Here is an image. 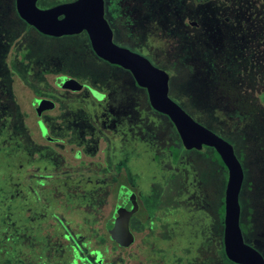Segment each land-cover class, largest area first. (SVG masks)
<instances>
[{"label": "rangeland", "instance_id": "obj_1", "mask_svg": "<svg viewBox=\"0 0 264 264\" xmlns=\"http://www.w3.org/2000/svg\"><path fill=\"white\" fill-rule=\"evenodd\" d=\"M48 1L39 0L38 6L45 9ZM110 1H121L124 7L121 17L113 15L123 43L144 52L155 66L168 71L170 97L198 123L233 145L245 173L240 193L244 239L264 256L262 34L253 31L249 51L230 53L234 57L226 61L219 80L214 78L218 68L209 51L201 50L192 35L188 40L173 29L171 23L176 15H169L168 9L173 3L171 9L174 7L178 15V1ZM255 2L261 6V0ZM16 13L15 0H0V37L4 39L0 43V148L4 149L0 150V181L7 180L5 211L0 212V222L4 223L0 227L6 229L0 228V236L20 240L26 236L28 252L24 258L34 260V264L35 260L40 264H225L218 252L224 234L219 213L228 173L220 162H212V149L182 148L183 157L174 165L170 153L164 152L172 144L174 125L169 118L153 112L147 91L135 86L128 70L97 57L86 33L46 36L17 19ZM13 29L17 36L9 46L6 34ZM28 48L40 49L44 58L29 69V84L17 75L11 88L5 68L14 62L13 66L21 70L19 54ZM249 71L247 76L243 74ZM64 75L101 92L110 88L113 95L102 104L86 89L71 92L60 88L57 78ZM32 84L40 95L31 88ZM41 94L55 97L57 102L56 110L42 118L51 136L60 140L57 143L45 140L39 129L41 118L36 114L35 99ZM118 96L123 102L121 108L111 102ZM16 110L23 115L27 143L31 145L28 151H21L20 161L11 154L8 141ZM133 119L140 138L139 158L131 164L141 177L138 187L130 183L121 167H114L121 161L122 149L132 147L127 140ZM78 148L83 149L81 159L75 157ZM154 152L163 154L160 170L164 180L171 174L167 183H161L167 207L150 217L143 197L144 207L141 205L140 212L132 216L135 242L125 246L115 244L108 236L102 240L117 203L119 186L125 183L140 194L158 183L151 160ZM125 194L124 199L131 201V196ZM152 204L156 206L154 201ZM40 237L46 240L41 246L45 249L43 258L37 240Z\"/></svg>", "mask_w": 264, "mask_h": 264}, {"label": "water", "instance_id": "obj_2", "mask_svg": "<svg viewBox=\"0 0 264 264\" xmlns=\"http://www.w3.org/2000/svg\"><path fill=\"white\" fill-rule=\"evenodd\" d=\"M15 1L19 17L43 35L58 38L86 32L92 49L99 58L128 70L138 86L146 89L152 108L170 118L186 149L202 150L206 146L217 151L229 174L225 193L223 237L226 256L235 264H264L263 254L245 242L241 228L240 193L245 174L233 145L198 123L170 97L169 73L155 66L145 56L114 42L112 28L105 17V0H75L45 9L38 6L39 0ZM60 85H68L73 91H81L85 86L75 79L66 78L60 79ZM36 101L39 118L45 111L56 108L51 100ZM40 128L42 137L53 142L54 138L48 128L43 123ZM131 203L126 216L124 207H117L110 225L113 240L121 243L124 237L125 246L135 242L130 229V218L138 210L134 195L131 196Z\"/></svg>", "mask_w": 264, "mask_h": 264}, {"label": "flooded vegetation", "instance_id": "obj_3", "mask_svg": "<svg viewBox=\"0 0 264 264\" xmlns=\"http://www.w3.org/2000/svg\"><path fill=\"white\" fill-rule=\"evenodd\" d=\"M175 1H178L180 3L178 5V10H179L178 15L176 13H174V7L171 9L172 5H174L173 3L171 4V6L168 9L169 15H176L173 22L171 23L173 29L178 34H181L183 37H186V39H188V40H190V38H191L190 35H192V37L195 38L196 43L198 44L197 46L200 47L201 50H204L206 48L207 51H209L210 56L212 58H214L213 59L214 67L218 68V69L214 70V78L216 77L219 80L222 78L223 68L227 67L226 61L229 60L230 57H234V56L230 55L231 52H236V51L247 52L251 49L252 44H253V41H252L253 31H257L258 33L262 34V40H260L259 42L263 45V50H264V0H261V3H260L261 6L260 7H259V5L257 6V3L255 2V0H175ZM15 4H16V1H15ZM188 4H191V5H188ZM164 7H163V9H164ZM123 8L124 7L122 6L121 1H117V2L112 1L111 2L110 0H105V17L108 20V22L112 28L113 35H114L113 39L117 40L119 43H121L123 45H126V48H130L132 51L137 52V53L145 56L146 58H149L144 52L140 51L139 49H135V48L127 45L126 43H123V41H122L123 39H121L122 34H120L116 30L115 26H117L119 24L118 23L116 24L113 21V15L116 17H121L120 13L123 10ZM256 8H257V10H256ZM258 8H259V10H258ZM174 21H177V23H174ZM137 26H140L139 21L137 23ZM149 28H150V32H151L152 31V25H150ZM83 33H86V32H83ZM86 35L88 36L87 33H86ZM6 36H7V34H6ZM1 38L2 37H0V39ZM5 41H6V38H5ZM1 42L3 43L2 39H1ZM90 45H91V42H90ZM91 48H92V46H91ZM92 51H93V49H92ZM93 53H94V51H93ZM262 64H263V68H264V60H263ZM248 67H250V66H248ZM166 72L169 73L168 71H166ZM263 72H264V70H263ZM248 73H250V71L247 73L245 72L243 74H246V76H247ZM169 75H170V73H169ZM261 77H262V75L258 76V78H261ZM61 78H66V80L75 79L74 77H71V76L69 77L68 75L58 77L57 83H58L60 88L68 89L71 92H81L84 89H86L90 93L92 98L98 103L105 104V102L110 101V99L113 95L112 93H110V90H109L110 88H108V90H106V91L101 92L88 83L84 84L85 86L81 91H73V90L69 89L68 85H64V86L60 85V79ZM134 83H135V86L138 88V84L136 83V81H134ZM119 96L116 97L115 100L114 99L111 100V102L116 104L118 107L121 108L123 102ZM38 99L51 100L56 104V108H57V102L55 100V97H51V96H48L47 94H43L42 96H40V98H36L35 100H38ZM150 106H151V104H150ZM56 108L54 110H56ZM151 108H152V106H151ZM54 110L45 111L43 113V115L41 116V120L39 121L40 131H41L40 126L42 123L47 127L45 122L42 121V118L45 116L46 113H49V112L54 111ZM152 110L155 114H159V115H163V116L167 117L166 115L157 112L153 108H152ZM36 114H37V112H36ZM37 117H38V115H37ZM167 118H169V117H167ZM134 121H135V119H133V123L131 124V125H133V129L131 131V134H128V140H127L132 147H128L129 150H127V148L125 150L122 149L121 161L126 160V166H122L121 168H122V170H124L123 173L126 174L130 178L129 179L130 183L132 185H134L135 187H138L140 185V182H138V181L141 180V177L139 175V172H136L135 168L131 165L132 161H133V165H134L135 161L138 160V158H139V155H138L139 154L138 145H139V141H140L139 128ZM172 124H173V122H172ZM173 127H174L175 134L174 135L172 134V144L168 145L164 152H165V154H166V151L169 152L172 163L174 165H177L179 163V161L181 160V158L183 157V155L180 154V150L182 148H185V147L182 143L181 137H180L176 127L175 126H173ZM48 130H49V128H48ZM176 132L178 133L179 136L177 135ZM178 137H180L181 144L178 143ZM59 141L60 140H56L54 138L53 142H51V141H49V142L50 143H57ZM123 147H124V145H123ZM209 148L212 149V151L215 154L214 157L211 159L212 162L213 163H216L217 161L219 162L218 157H216L217 151L214 148H211V147H209ZM174 154H177V155L179 154L176 161H175V155ZM151 155H152L151 160L153 161L154 168H155L154 176H155V179L157 178L158 183L154 182L155 184L153 183L154 185L151 186L152 188L149 192H142L140 194H137L136 192H134L130 188V186H128L127 184L122 183L119 186L118 199H117V203H116L113 215L106 222V228L107 229L109 228V221L111 222L113 220V217L115 216L116 209L118 206L124 207L125 216H126V212L131 207V205H132L131 201L124 199L126 197L125 193H128L127 196L134 195L136 197V201L138 203V210L136 212H134L135 215L140 212L141 205L144 207V204L142 202L143 197L145 198V200L147 197L153 198V201L155 202V205H156L155 207H153V204H151L152 208L154 209V213L151 214L150 217L155 216V214L160 210V208L167 207V206H165V203L163 202V199H164L163 197L165 195L163 196V194H162V188L163 187L161 188V183L162 182L167 183L168 177L171 174L169 176L165 177V180H164L163 169L160 170V164L162 163L163 154H159V153L154 152ZM75 157H76V159H81L83 157V149L82 148L76 149ZM158 163H159V165H158ZM178 173H179V171H178ZM227 173H228V169H227ZM228 177H229V174H228ZM155 179H154V181H157ZM161 180H163V181H161ZM184 181H185V179H184ZM156 185L159 186L160 188L159 187L156 188L155 187ZM185 185H187V182L185 183ZM153 193H155V194H153ZM177 205H175V206H177ZM145 206H146V204H145ZM170 206H173V205H170ZM146 210H147V208H146ZM147 212L150 213L148 210H147ZM132 216L130 218V229H131V231H132V226H133L132 225L133 224L132 218L134 217V216L133 217ZM132 233H133V231H132ZM134 237H135V234H134ZM135 240H136V237H135ZM125 242H126V240L123 237L121 239L120 244L124 245ZM25 243H26V236L21 238V247H22L21 255H22V260L25 263H27L28 261L26 258H24V255H26L25 252H28V247H25Z\"/></svg>", "mask_w": 264, "mask_h": 264}, {"label": "trees", "instance_id": "obj_4", "mask_svg": "<svg viewBox=\"0 0 264 264\" xmlns=\"http://www.w3.org/2000/svg\"><path fill=\"white\" fill-rule=\"evenodd\" d=\"M42 1H45V0H42ZM73 1H75V0H49L47 3V8H51V7L57 6V5L62 4V3H68V2H73ZM16 15H17V19H20V21L23 22L24 24L26 23L23 20H21L18 13H16ZM14 21H18V20H14ZM16 36H17V33L14 29H13L12 33L9 31L7 32V39H9V42H8L9 46H11L15 43ZM1 39L4 42V39L3 38H1ZM1 39H0V43H2ZM19 56L21 57L19 59L21 65H22L21 70L17 69L15 66H13L14 62L11 63L12 64L11 66L9 64H7V66L5 68L6 77L9 80L7 82V84L9 83V87H11V88L14 87L15 78L17 77V75L19 76V78L21 79L22 82H27L29 84V82L27 81V78H26V76L28 75L29 69L33 67L35 61L42 60V58H44L43 53L38 48H37V50L33 49V48L32 49L28 48L25 52H21L19 54ZM4 58H5V56H4ZM31 88H33L35 90L36 94L40 95V92L37 90L36 85L33 86V84H32ZM11 120H12V126H10L11 132H10V135L8 134L10 136V139H8V141H10V143H11L10 151H11V154H14V157L20 161L22 159L21 158L22 157L21 151H24V149H27L26 151H28V149H30L29 147L31 145L27 143L28 135L25 132L26 131V125H25V121L23 120L22 113L19 112V110H16V112L13 114ZM255 128L258 131L259 125H257ZM8 135H6V137H8ZM177 135H178V133H177ZM56 140H59V139H56ZM178 143L181 144L180 137H178ZM5 148H7V147H5ZM1 149L4 150L3 148H0V150ZM216 157H218L221 165L223 167H225L224 162L222 161L220 155L217 152H216ZM176 160H177V158L175 157V161ZM2 166L3 165L0 164V175H3V174H1ZM122 166H126V160H123V161H120V162L114 164V167H122ZM225 170L227 171L226 167H225ZM6 187H7V180L5 179V181H3V180L0 181V212L5 211V209H4V204H5L4 197L6 195V189H7ZM17 198L15 199V202L18 201ZM223 200L225 201V199H223ZM146 201H147V210L151 214H153L154 209L151 206V204L153 203V198L147 197ZM224 201H222V203H221L220 213H219L220 224L222 226H224V220H225V202ZM113 219H114V217H113ZM60 223L63 224V221L60 220ZM111 223H112V221L111 222L109 221V228L107 229L105 227V231L107 233L104 235H101L100 238L102 240H104L108 236V238L111 241H113L115 244H118L113 240L112 234L110 233ZM0 224L3 225L4 223L0 222ZM4 227H6V226H2L0 228H4ZM5 229L6 228H4V230ZM116 229H117V226H116ZM245 229H246V232L248 233V228L246 226H245ZM69 235L71 237L73 236L71 233H69ZM222 235L224 237V234H221V237H222ZM10 238H11V236H2V237L0 236V264H34V260H29L27 263H25L22 260V255H21V257L19 256L22 252L21 240L19 239V237L14 236L13 238H11V239ZM14 238H16V239H14ZM42 238L41 237H40V239L37 238L38 246L40 247L39 250L42 251V254L40 255L41 258L46 257L44 255L45 249H43V247H41L43 244H45L44 242L46 240H45V238H43V239ZM72 239H73V241L76 240L73 237H72ZM76 242H77V240H76ZM77 244H78V242H77ZM218 252H219V255L221 256V258L225 264H235V263L231 262L226 256L223 239H222L221 248ZM35 255L39 256L37 254H35ZM35 261L37 264H40L39 260H35Z\"/></svg>", "mask_w": 264, "mask_h": 264}]
</instances>
